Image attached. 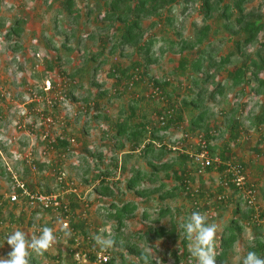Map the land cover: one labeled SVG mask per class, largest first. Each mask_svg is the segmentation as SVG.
I'll return each mask as SVG.
<instances>
[{
  "label": "rangeland",
  "instance_id": "obj_1",
  "mask_svg": "<svg viewBox=\"0 0 264 264\" xmlns=\"http://www.w3.org/2000/svg\"><path fill=\"white\" fill-rule=\"evenodd\" d=\"M95 1L77 0L80 16L76 20L61 17L62 25L74 32L69 41L72 49H68L62 46L65 35H57L55 28L59 3L53 0H0V199L4 200L3 214L0 212V215L5 219L0 228V244H3L0 246V258L7 257L11 251L5 239L16 229L38 236L39 229L48 226L56 230L58 237H63L61 220L56 218V211L40 207L31 209L24 200L20 204L8 201L7 194L12 190L15 178L12 175L18 176L33 190L59 193L66 203L73 192L75 197L70 200L74 222H84L83 229L87 228L91 235L103 234L107 237L109 234L112 236L115 221L105 216L103 206L111 199L102 198L94 189L101 176L107 174L109 182H115L120 197L138 204L136 212L126 219L125 236L139 240L151 253L155 264L157 260L159 264H172L171 250L182 252L183 231L177 240L159 237L154 245L148 244L145 238L140 239V232L145 235L154 226H170L171 217L154 222L158 199L148 200L126 189L127 180L135 169H153L149 164L153 153L143 156L141 149L132 151L131 140L127 134L118 135L117 124L128 118L130 123L145 120L149 121L151 129L154 126L159 128L160 111L167 110L170 103L180 110L183 108L182 99L191 98L199 91L200 87L194 85L190 72L179 70V45L172 47L171 41L180 43L182 38L192 36L196 28L209 22L212 25L210 37L218 45L217 56H220L234 50L235 40L243 38V35H231V31L221 26L216 15L204 20L200 11L201 0L178 3L173 10L175 22L172 25L165 18L168 10L163 9L162 15L144 20L148 29L142 40L144 42L156 36L153 52L158 60L147 66L148 74L143 79L131 85L133 78L123 75L121 69H127V73L131 74L135 72L134 63L140 60L144 64L145 59L132 45L111 51L113 28L107 27L108 21L103 20L102 15L97 16L98 11H90L88 2L95 4ZM245 6L246 10H255L264 18V0H249ZM16 20H22L24 31L21 36L8 38L7 29ZM261 38L262 34L247 46L244 55H235L222 68L212 69L215 77L202 84L204 102L199 108L184 107L183 120L174 122L166 130L160 127L156 133L159 137L157 143L167 147L170 144L181 145L176 142L182 134L187 131L194 134L189 130L191 118L209 108L206 123L196 131L206 134L212 130L214 153L228 148V160L244 165L249 182L257 189L258 211L264 210V124L253 125L252 118L262 110L264 94H257L244 84L231 86L228 71L248 63ZM54 45L57 49L53 48ZM58 54L62 55L61 65L48 69V62H54ZM67 57L71 58L70 61ZM115 68L117 75L112 74ZM79 69L82 70L73 77L72 73ZM198 76L206 77L201 73ZM156 78L170 82L164 92L157 90ZM219 84L225 85V93L213 96L211 93ZM133 101H137V105H132ZM133 108L135 116H132ZM232 110H235L233 114ZM58 136L69 139L67 151L50 145ZM183 144L182 149L186 150L194 143L183 141ZM182 149L168 147L169 151L160 161L171 160L176 168L180 167L178 156L186 155ZM182 169L192 178V187L202 188L199 203L206 214L214 215L210 223L218 225L219 237L235 216L237 205L240 204L242 211L250 206L246 196L242 191L235 192L230 184L224 185L228 175L219 168L199 173L189 159ZM167 171L161 169L159 179L146 180L143 185L159 186L163 181L171 187L175 177L172 171L171 176H166ZM221 186L224 189L219 191ZM220 195L226 197L219 199ZM166 203L173 209H180L177 216L180 223L192 213L191 200L185 194L167 199ZM146 206L150 207L152 215L144 219ZM246 221V227L231 254L232 264L242 263L248 246L255 242L256 237L264 240V219L258 226L250 225V220ZM78 236V245L70 238L65 239L43 256H34L33 264H101L97 260L92 261L89 253L112 255V248L101 251L95 242L83 243L82 230ZM72 248L74 252L70 251ZM75 253H79L80 259ZM125 256L128 261L138 259L126 251ZM120 260L118 255L117 261Z\"/></svg>",
  "mask_w": 264,
  "mask_h": 264
},
{
  "label": "trees",
  "instance_id": "obj_2",
  "mask_svg": "<svg viewBox=\"0 0 264 264\" xmlns=\"http://www.w3.org/2000/svg\"><path fill=\"white\" fill-rule=\"evenodd\" d=\"M197 0H96L95 4L88 5L90 11H98V15H102V19L108 21L107 27L113 28V31L110 35V39L114 41L111 46V51H115L119 48L126 47L128 45L136 46L138 52L143 55L145 63L142 64L140 60H137L134 63L135 72L139 69V74L141 79L144 78V75L148 74L147 66L155 61L158 58L153 52V47L157 41L156 36H151L146 39L144 42L142 40L145 37L147 32V27L144 25V20L151 16L162 15L161 11L163 9L168 10V15L165 17L169 24L175 22V16L173 10L175 6L180 2H196ZM200 11L203 14L204 20L209 19L212 16H217L221 21V26L231 31L232 34L243 35V38H238L235 40V49L228 52V54L217 56V47L218 45L210 37V32L212 31V25L209 22L204 23L201 27L196 28L195 33L186 38H182L181 42L175 43L171 41L172 47L175 45L178 46V51L181 53V58L178 64L179 70L182 72H190L192 81L196 87H200L199 91L191 98L182 99V107L179 110V107L175 104L170 103L167 110H173L171 117H167L165 125H161L163 129H168L174 122H180L183 120V109L199 108L203 102V87L202 84L208 79H213L215 77L214 71L212 69H220L229 63L233 56L241 55L245 53L247 46L252 45L262 34V38L259 42L258 47L250 56V61L244 63L241 66L231 69L228 71V78L231 80V86L237 87L239 85H248L251 87L252 91H255L257 94H264V18L261 13H256L255 10H246V3L249 0H201ZM53 2L59 3L58 8L56 9L57 15L55 17V28L57 35H65V40L62 44L63 47L68 49L71 48L70 38L71 30H68L62 25V18L66 17L67 19L76 20L79 15V9L77 8V0H53ZM62 17V18H61ZM155 24V23H154ZM24 31L22 25V20H16L8 29L7 37L10 38L13 35L21 36ZM217 32V31H216ZM93 36V33L89 34ZM53 39V38H51ZM54 49H57L56 46H53ZM136 50V51H137ZM163 50V49H162ZM96 55H93L92 58L95 59ZM62 58L61 54L55 56L54 62H48V69L52 70L56 65L59 64L60 59ZM70 57H67V60L70 61ZM55 63V64H54ZM143 67V69H142ZM145 68V69H144ZM82 69L76 70L75 73H72V76L75 77ZM117 68L114 69L113 75L116 74ZM127 69H121L123 75L132 77L135 72L129 74ZM206 75V77H199L198 74ZM140 79V80H141ZM134 82H138L134 80ZM155 85L164 92L166 86L170 84L168 80H160L158 78L154 79ZM255 83V84H254ZM44 89V88H43ZM43 91V90H42ZM45 91V90H44ZM43 91V92H44ZM216 93L224 94L225 85L219 84L212 91L214 96ZM137 101H133L132 105H137ZM167 110L160 111L159 117L165 115ZM177 113H174L175 111ZM235 110H232V114ZM209 113V108H205L197 115L191 118V124L189 130L195 132L198 128H201L206 123V116ZM136 110L132 109V116H135ZM160 122V121H159ZM252 124L260 126L264 124V106L260 113L256 114L252 118ZM160 127L154 126L150 128L149 121H143L139 123H130V119L126 118L125 120L118 122L117 129L118 135L127 134V138L131 140L133 144L132 151L141 149V155L145 156L149 152L153 153V159L149 160V164L153 167L151 171H145L140 168L135 169L132 175L128 178L126 183V189L133 191L136 195L147 198L158 199V207L155 208L157 216L153 218L154 222H159L162 218L166 216L171 217V225H157L148 231V233L140 232V239L145 238L146 242L150 245H154V242L159 237H168L173 240L180 238V221L177 219L179 208H172L170 204L166 203L167 199H173L181 194H185L191 200V211H200L205 213V209L199 203V197L202 194V188L198 187V191L191 186L192 178L188 175L187 172L182 169L185 161L189 160V156L186 154H180V167L176 168L171 160L161 162L162 156L168 152V147L165 144L158 146L156 144L159 137L156 135L157 131L160 130ZM152 130V131H151ZM211 133L212 130H208L205 134L206 139L209 142V148L212 150L213 154V144L211 143ZM70 141L65 137L58 136L54 143L51 142L50 145L54 147H60L63 151H67L69 148ZM144 145V146H143ZM140 150V151H141ZM227 150H229L227 148ZM227 150L222 151L220 156L223 160L229 161L226 153ZM176 165V164H175ZM243 165V164H242ZM244 166V165H243ZM167 169L166 176H171L172 174L175 177L174 185L168 187V184L161 182L159 186L146 187L143 185V182L146 180L156 181L159 179V171L161 169ZM226 166L221 164L219 169L225 171ZM209 171L214 170V167H209ZM99 183L95 184V191L103 198L106 197L111 199L107 202L109 204H104L105 216L108 219L114 220L115 224L113 227L112 238L116 241L115 246L112 248V255L105 261H101V264H144V259L142 258V253L147 252L145 247L142 246L137 239H132L131 236H125L124 228L126 226V219L134 214L138 209V204L135 201L125 200L119 196V191L115 188V182H109L108 175L103 174L101 176ZM228 177V176H227ZM235 192H239L240 189L234 184L229 183ZM28 185V184H27ZM29 186V185H28ZM224 189L222 186L219 188V191ZM33 190V189H32ZM48 192L49 191H43ZM52 192V191H51ZM72 192V191H71ZM75 197V194H71L70 199ZM69 199L68 206L70 211L71 219V231L73 233L72 237L69 239L72 243L76 242L78 233L82 230L84 236L82 242H87L94 244L92 235L90 231L86 228L83 229L84 222H74L73 220V206L72 202ZM218 199V197H217ZM195 201H198L195 204ZM239 202V201H238ZM64 210V209H63ZM256 209L249 206L246 210L242 211L240 204L237 205L236 214L231 219L229 225L225 226L224 230L221 232L220 236L217 237V264H232L231 263V254L234 251L235 244L239 240L244 228L246 227L247 221L250 220V225H260L261 222L255 221L254 217L256 214ZM65 214V211H63ZM260 219H264V210H260ZM150 207L146 206L143 210V218L147 219L150 217ZM209 217V216H208ZM214 219V215L209 217L210 220ZM253 221V222H252ZM106 234V232H105ZM182 252L179 253V249H172L171 254L173 256L172 264H196L195 258L191 257L190 252L188 251L187 244L188 242L183 237ZM71 251V250H70ZM125 251L130 255H136L138 258L137 261L130 260L125 256ZM248 251H255L261 257H264V240L260 237L255 238V242L248 246V250L245 253V256ZM73 252V251H71ZM121 257L120 261H117V256ZM89 258L92 261L98 259L96 253H89ZM152 264H155V261L150 257ZM76 261V260H75ZM242 264V263H241Z\"/></svg>",
  "mask_w": 264,
  "mask_h": 264
},
{
  "label": "clouds",
  "instance_id": "obj_3",
  "mask_svg": "<svg viewBox=\"0 0 264 264\" xmlns=\"http://www.w3.org/2000/svg\"><path fill=\"white\" fill-rule=\"evenodd\" d=\"M61 223L60 231L63 237L56 235V230L52 227L43 226L39 229L37 236L32 232L16 229L6 237V242L11 251L7 257L0 258V264H33V258L43 256L51 251L54 246L63 243V240L71 238L73 233L67 223ZM185 240L188 242L187 248L191 257L195 258L196 264H217V232L218 225L209 223L206 213L193 211L187 219L180 224ZM30 234V235H29ZM92 239L101 251L113 248L116 241L109 234H93ZM3 244H0L2 246ZM151 253L143 252L144 264H152ZM159 264V261H156ZM242 264H264V257L255 251H248L243 257Z\"/></svg>",
  "mask_w": 264,
  "mask_h": 264
},
{
  "label": "built area",
  "instance_id": "obj_4",
  "mask_svg": "<svg viewBox=\"0 0 264 264\" xmlns=\"http://www.w3.org/2000/svg\"><path fill=\"white\" fill-rule=\"evenodd\" d=\"M137 72L133 75V81L131 82V85H133L136 81H139L141 79V75L138 73L139 69L136 70ZM160 88H157L159 91ZM173 110H167V113L165 115H162L159 117V121L161 125H165L167 121V117H171ZM183 141H188L196 145V148L194 147V144H191L190 148L186 150H183L182 147L184 146ZM176 143H180L181 145L177 144H170L168 147L169 149H182L184 153H186L189 156V159L192 160L193 164L195 165L196 170L199 173L206 172L209 167H214V169L219 168L221 164H224L226 166L225 171L228 175V180L224 183V185H229V183H234L240 191L244 193V196H246V201L248 204L256 209V214L254 217L255 221L261 222L260 219V213L258 211V208L256 206L257 204V189L255 188L254 184L250 183L247 174L245 172V168L242 165V163L239 162H232V161H226L223 160L219 153L213 154L212 150L209 148V142L205 137V134L200 131L194 132V134H190L188 131L181 135L179 140ZM158 146H161L163 143H157ZM53 146V145H52ZM144 146V145H143ZM10 173V172H9ZM12 175V174H11ZM14 178V184L12 190L7 194L8 201L12 204L16 203H22L23 200L27 204V207L33 209V208H42V210H54L56 211V218L60 219L61 222L67 223L71 229V215L69 211L68 203L64 202L61 198V195L56 192H43V191H36L32 190L25 181H21L18 176L12 175ZM196 191H198V188H195ZM226 197V195H220L219 199H223ZM198 201H195V204H197ZM4 209V200L0 199V212L2 213ZM64 209V210H63ZM65 211V214L63 213ZM3 214V213H2ZM209 217H212V214H207ZM5 224V219L0 215V228L3 227ZM79 237H77L75 244L77 245L80 243ZM71 251L74 252V249L72 248ZM76 257L79 256V253H75ZM84 254H82L83 256ZM81 256H79L80 259ZM84 258V257H83ZM109 257L108 255H98L97 261H105ZM80 261V260H78Z\"/></svg>",
  "mask_w": 264,
  "mask_h": 264
}]
</instances>
